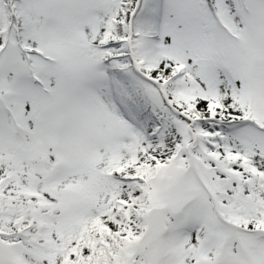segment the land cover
I'll return each mask as SVG.
<instances>
[{"label":"snow or ice","instance_id":"snow-or-ice-1","mask_svg":"<svg viewBox=\"0 0 264 264\" xmlns=\"http://www.w3.org/2000/svg\"><path fill=\"white\" fill-rule=\"evenodd\" d=\"M0 264H264V0H0Z\"/></svg>","mask_w":264,"mask_h":264}]
</instances>
